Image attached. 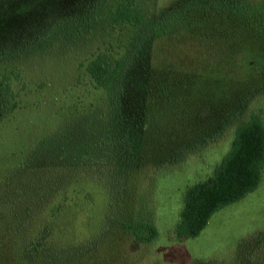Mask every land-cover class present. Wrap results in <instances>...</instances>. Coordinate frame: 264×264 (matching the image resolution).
Listing matches in <instances>:
<instances>
[{
  "label": "rangeland",
  "instance_id": "obj_1",
  "mask_svg": "<svg viewBox=\"0 0 264 264\" xmlns=\"http://www.w3.org/2000/svg\"><path fill=\"white\" fill-rule=\"evenodd\" d=\"M24 1V18L32 17L38 0ZM119 1L99 3L85 23L68 16L63 27L50 26L38 42L0 46V91L8 111L0 119L2 225L12 227L18 240L54 230L55 245L68 248L65 264H264V172L253 193L215 213L198 237L180 242L173 235L185 190L211 174L251 111L261 110L264 118V92L249 96L235 117L183 161L122 168L110 141V93L95 88L85 66L101 52L126 60L145 28L180 0H127L135 5L140 24L113 16ZM1 2L9 11L6 3L18 0ZM64 2L65 15L76 13L71 0ZM43 13L45 21H52L59 12ZM13 32L31 31L29 26ZM186 43L192 57L196 46L187 40L168 45L186 50L181 45ZM158 51L162 58L167 53L165 47ZM234 59L233 75L239 76L240 56ZM40 185L34 194L41 196L24 199ZM17 209L31 216L16 224L11 217ZM140 221L158 232L150 244L126 232V225ZM11 244L0 237L7 260Z\"/></svg>",
  "mask_w": 264,
  "mask_h": 264
},
{
  "label": "trees",
  "instance_id": "obj_2",
  "mask_svg": "<svg viewBox=\"0 0 264 264\" xmlns=\"http://www.w3.org/2000/svg\"><path fill=\"white\" fill-rule=\"evenodd\" d=\"M71 1L77 11L65 15L64 0H38L35 13L28 18H24L26 1L7 2L9 11L1 2V49L12 48L22 40L38 42L51 28L63 27L68 16L85 23L104 2ZM46 9L60 14L45 21ZM112 14L121 22L140 24L135 5L127 0L113 4ZM29 26L32 33L13 32ZM186 40L196 46L192 57L187 43L181 44L186 50L178 49V44H173L178 51L169 48L170 41ZM163 47L167 53L162 58L158 50ZM236 56H240L242 66L239 76L233 75ZM85 73L95 88L110 93V141L122 168L181 162L235 117L249 96L264 92V1L180 0L145 28L129 48L126 60L101 52L86 64ZM2 97L0 91V119L8 112ZM263 172L264 118L261 110H253L236 126L229 150L211 174L185 190L173 227L175 239L182 242L198 237L215 213L253 193L261 184ZM41 185L24 199L32 201L41 196V192L34 194ZM57 213L53 212V218ZM29 216L27 209H17L11 221L19 224ZM126 232L142 244L158 237L147 221L126 225ZM17 236L0 220V237L12 243L7 247L9 260L0 245V264L66 263L68 248L55 245L54 230L41 229L27 240ZM13 238L18 241L15 245Z\"/></svg>",
  "mask_w": 264,
  "mask_h": 264
}]
</instances>
